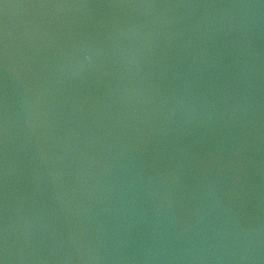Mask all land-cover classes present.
Here are the masks:
<instances>
[{"label":"water","instance_id":"obj_1","mask_svg":"<svg viewBox=\"0 0 264 264\" xmlns=\"http://www.w3.org/2000/svg\"><path fill=\"white\" fill-rule=\"evenodd\" d=\"M5 264H264V0H0Z\"/></svg>","mask_w":264,"mask_h":264},{"label":"snow or ice","instance_id":"obj_2","mask_svg":"<svg viewBox=\"0 0 264 264\" xmlns=\"http://www.w3.org/2000/svg\"><path fill=\"white\" fill-rule=\"evenodd\" d=\"M0 264H5L3 259H0Z\"/></svg>","mask_w":264,"mask_h":264}]
</instances>
